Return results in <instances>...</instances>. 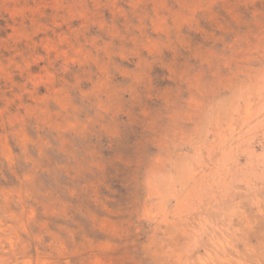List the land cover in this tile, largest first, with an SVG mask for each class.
<instances>
[{"label":"rangeland","instance_id":"374dc122","mask_svg":"<svg viewBox=\"0 0 264 264\" xmlns=\"http://www.w3.org/2000/svg\"><path fill=\"white\" fill-rule=\"evenodd\" d=\"M0 264H264V0H0Z\"/></svg>","mask_w":264,"mask_h":264},{"label":"bare ground","instance_id":"6f19581e","mask_svg":"<svg viewBox=\"0 0 264 264\" xmlns=\"http://www.w3.org/2000/svg\"><path fill=\"white\" fill-rule=\"evenodd\" d=\"M157 24V23H156Z\"/></svg>","mask_w":264,"mask_h":264}]
</instances>
